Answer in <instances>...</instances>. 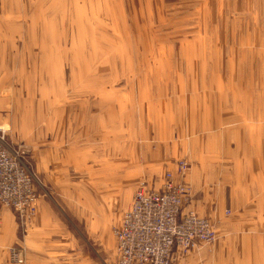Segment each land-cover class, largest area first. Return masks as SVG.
Wrapping results in <instances>:
<instances>
[{
	"label": "rangeland",
	"instance_id": "374dc122",
	"mask_svg": "<svg viewBox=\"0 0 264 264\" xmlns=\"http://www.w3.org/2000/svg\"><path fill=\"white\" fill-rule=\"evenodd\" d=\"M0 122L35 176L9 264H124L166 186L213 233L172 264H264V0H0Z\"/></svg>",
	"mask_w": 264,
	"mask_h": 264
},
{
	"label": "built area",
	"instance_id": "2783aa9c",
	"mask_svg": "<svg viewBox=\"0 0 264 264\" xmlns=\"http://www.w3.org/2000/svg\"><path fill=\"white\" fill-rule=\"evenodd\" d=\"M35 176L7 143L0 122V209L13 208L20 216L32 213ZM180 198L172 187L139 191L123 227L116 232L124 264H172L175 244L190 248L197 240L208 241V222L191 212L179 215ZM181 217V218H180Z\"/></svg>",
	"mask_w": 264,
	"mask_h": 264
},
{
	"label": "crops",
	"instance_id": "0c3cea01",
	"mask_svg": "<svg viewBox=\"0 0 264 264\" xmlns=\"http://www.w3.org/2000/svg\"><path fill=\"white\" fill-rule=\"evenodd\" d=\"M6 212V214H4L3 212ZM9 211H7V210H5V209H3L2 210V217H3V220H8L9 222H10V220H11V224H12V222L13 221H15V223H16V217H15V215H12L11 214V217H10V213H8ZM17 224V223H16ZM18 226V225H17ZM14 234H16V230H14V232H13ZM5 236H4V233H3V229L2 230H0V264H9L8 262H7V255H6V251H5ZM32 253V252H31Z\"/></svg>",
	"mask_w": 264,
	"mask_h": 264
}]
</instances>
